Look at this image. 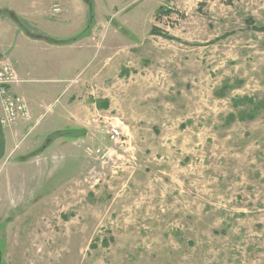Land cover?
<instances>
[{"label":"rangeland","instance_id":"374dc122","mask_svg":"<svg viewBox=\"0 0 264 264\" xmlns=\"http://www.w3.org/2000/svg\"><path fill=\"white\" fill-rule=\"evenodd\" d=\"M227 1L0 0V264H264V0Z\"/></svg>","mask_w":264,"mask_h":264},{"label":"built area","instance_id":"2783aa9c","mask_svg":"<svg viewBox=\"0 0 264 264\" xmlns=\"http://www.w3.org/2000/svg\"><path fill=\"white\" fill-rule=\"evenodd\" d=\"M57 9V7L55 8ZM20 82L14 62L0 53V125L10 126L20 119L28 118L29 108L26 100L13 91V86ZM106 140L115 142L121 135L117 125H104L100 129Z\"/></svg>","mask_w":264,"mask_h":264},{"label":"crops","instance_id":"0c3cea01","mask_svg":"<svg viewBox=\"0 0 264 264\" xmlns=\"http://www.w3.org/2000/svg\"><path fill=\"white\" fill-rule=\"evenodd\" d=\"M58 8V7H57ZM85 34H87L86 32H85ZM61 47H65V49H82V48H78L76 45H74V44H70V45H68V44H65L64 46H61ZM60 48V47H59ZM84 52V51H83ZM83 56H84V58H86L85 57V55L83 54ZM65 64V63H64ZM79 66H77L76 67V70H77V68H78ZM16 70H17V68H16ZM17 73H18V77H19V79L21 80L19 83H18V85L16 84L15 86H13V91H14V88H15V90H19L20 91V89H21V87H22V83H24V81L26 80L25 78H23V76L17 71ZM15 92V91H14ZM21 95H22V93H20ZM55 94L57 95V92H55ZM26 97V96H25ZM28 102H30V101H28ZM57 110V109H56ZM0 112H1V109H0ZM31 116H34L32 113H31ZM55 121H56V123H57V111H56V113H55ZM26 125V122L25 121H23V120H17L16 122H14L12 125H10V126H6V127H3L2 128V131H3V139H4V152H3V155H2V158H1V160H0V162L1 161H4V159H5V157H6V154H7V152L9 151V153H11V152H13V150L14 149H9L8 150V148H9V139H12V138H14V137H19L20 135H21V133L23 132V130H24V126ZM54 130L55 131H57V128H54ZM52 142L50 143V146H52V145H54V144H56L55 142L57 141V135L55 136V138L53 139V140H51ZM16 146V145H15ZM14 146V147H15ZM18 155H20V154H18ZM15 156H17V155H15ZM22 160H24V158H22ZM26 161H28V160H25V161H23V162H26Z\"/></svg>","mask_w":264,"mask_h":264},{"label":"water","instance_id":"95a60500","mask_svg":"<svg viewBox=\"0 0 264 264\" xmlns=\"http://www.w3.org/2000/svg\"><path fill=\"white\" fill-rule=\"evenodd\" d=\"M3 144H4V139H3L2 129L0 126V159H1L2 154H3V147H4Z\"/></svg>","mask_w":264,"mask_h":264},{"label":"trees","instance_id":"16d2710c","mask_svg":"<svg viewBox=\"0 0 264 264\" xmlns=\"http://www.w3.org/2000/svg\"><path fill=\"white\" fill-rule=\"evenodd\" d=\"M231 1L230 0H228L227 1V3H230ZM165 13H170L171 11H169V10H163Z\"/></svg>","mask_w":264,"mask_h":264}]
</instances>
